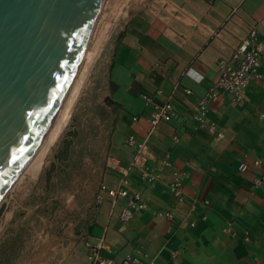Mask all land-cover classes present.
<instances>
[{
  "label": "crops",
  "instance_id": "0c3cea01",
  "mask_svg": "<svg viewBox=\"0 0 264 264\" xmlns=\"http://www.w3.org/2000/svg\"><path fill=\"white\" fill-rule=\"evenodd\" d=\"M126 7L102 64L103 94L114 122L100 185L115 186L135 160L156 168L161 179L149 186L134 168L132 187L143 194L147 209L123 224L119 209L110 218L107 202L87 239L96 242L108 224L107 258L264 264V80L252 82L240 103L221 94L210 104L208 120L224 137L207 128L192 131L197 105L218 79L220 60L230 58L252 28L263 32L264 0H132ZM261 58L264 73V49ZM144 95L160 103L172 96L176 118L151 133ZM130 135L148 141L139 156L127 143ZM165 160L185 173L183 203L168 188ZM167 211L173 220L157 215ZM82 249L55 264H89Z\"/></svg>",
  "mask_w": 264,
  "mask_h": 264
},
{
  "label": "rangeland",
  "instance_id": "374dc122",
  "mask_svg": "<svg viewBox=\"0 0 264 264\" xmlns=\"http://www.w3.org/2000/svg\"><path fill=\"white\" fill-rule=\"evenodd\" d=\"M131 1H104L93 43L103 26L104 40L67 126L39 171L26 173L0 202V264H55L69 255L76 258L100 221L95 195L114 122L103 94L102 64L111 36L123 24L122 10Z\"/></svg>",
  "mask_w": 264,
  "mask_h": 264
},
{
  "label": "water",
  "instance_id": "95a60500",
  "mask_svg": "<svg viewBox=\"0 0 264 264\" xmlns=\"http://www.w3.org/2000/svg\"><path fill=\"white\" fill-rule=\"evenodd\" d=\"M105 0H0V201L61 108Z\"/></svg>",
  "mask_w": 264,
  "mask_h": 264
},
{
  "label": "built area",
  "instance_id": "2783aa9c",
  "mask_svg": "<svg viewBox=\"0 0 264 264\" xmlns=\"http://www.w3.org/2000/svg\"><path fill=\"white\" fill-rule=\"evenodd\" d=\"M263 49L264 30L260 33L256 28H252L248 36L237 46L232 56L220 60L218 79L197 105L193 116L195 125L192 131L207 128L210 132L216 133L219 138L224 137L217 124L208 120L210 104L218 101L221 94H228L234 102L240 103L243 101L245 92L252 82L264 80V73L261 71ZM189 92L187 91V93ZM143 98L146 107L150 111L151 133L155 131L161 122H171L176 118L172 96L163 103L157 102L151 95H144ZM259 118L264 120V112L259 115ZM127 143L137 149L139 156L146 148L148 141L138 142L134 135H130ZM256 164H259V161H256ZM163 166L169 169L171 173V182L168 184L170 192L179 203H183L185 201V173L174 168L173 163L169 160L163 161ZM134 168L139 169L143 181L149 186L155 185L161 179V175L156 172V168L149 166L147 163L138 164L135 160L128 168L122 170V175L115 186L111 187L102 183L95 195V204L98 208H101L107 202L110 203V218L114 215L116 209H119V221L123 224L132 220L138 212L147 209L143 194L140 191L133 190L132 187L131 172ZM122 199L126 200L123 205L120 204ZM157 215L165 216L170 220L174 219V214L171 211L160 212ZM191 226L194 227L195 222H192ZM108 227L107 224L104 227L102 236L96 242L90 239L83 241V246L88 252L89 264H159L155 258H148L147 261H143L130 255L122 260L105 257L103 250L110 251L106 242Z\"/></svg>",
  "mask_w": 264,
  "mask_h": 264
},
{
  "label": "bare ground",
  "instance_id": "6f19581e",
  "mask_svg": "<svg viewBox=\"0 0 264 264\" xmlns=\"http://www.w3.org/2000/svg\"><path fill=\"white\" fill-rule=\"evenodd\" d=\"M98 25V19L96 21V24L93 28V31L89 37L87 48L83 54V58L80 62L77 74L75 75L69 89L68 93L66 95V98L59 109L57 115L55 116L54 120L52 121V124L50 128L48 129V132L46 133L43 141L41 142L40 146L32 156V158L29 160L28 164L24 168V170L21 172V174L18 176L14 184L19 182L20 179L26 174L31 173L35 174L39 171L44 157L47 154L48 150L52 146V144L59 138L65 127L67 126L73 110L75 103L77 99L79 98V95L81 93V90L83 88V85L86 81L87 75L92 67L93 62L96 60L100 50H101V44L99 41L102 39V35L104 34V29L106 27L103 26V30L99 32V38L96 40V42L93 43L94 35L96 33ZM106 38V36H104ZM104 40V39H103ZM101 40V41H103ZM100 41V42H101ZM13 184V185H14ZM1 202V201H0Z\"/></svg>",
  "mask_w": 264,
  "mask_h": 264
}]
</instances>
